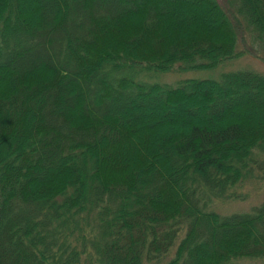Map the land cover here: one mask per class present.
I'll use <instances>...</instances> for the list:
<instances>
[{
    "label": "trees",
    "instance_id": "trees-1",
    "mask_svg": "<svg viewBox=\"0 0 264 264\" xmlns=\"http://www.w3.org/2000/svg\"><path fill=\"white\" fill-rule=\"evenodd\" d=\"M237 1L264 41V0ZM232 24L219 0H0V264L264 260V201L207 210L264 174V118L230 113L264 114V76L136 80L238 57Z\"/></svg>",
    "mask_w": 264,
    "mask_h": 264
},
{
    "label": "rangeland",
    "instance_id": "rangeland-1",
    "mask_svg": "<svg viewBox=\"0 0 264 264\" xmlns=\"http://www.w3.org/2000/svg\"><path fill=\"white\" fill-rule=\"evenodd\" d=\"M222 8L227 12L228 17L233 21L231 28L235 31L238 37V51L240 54L238 57L226 61L215 68L211 69H191L181 71L175 68L173 71L163 72V73H151L141 71L140 75L136 77L137 81H143L150 84L167 85L170 87H177L179 82L195 79V80H218L221 74L229 72L238 71H251L264 76V41L258 39L259 34L253 29V27L246 23V21L238 16L236 13L237 0H219ZM237 3V4H236ZM193 4V3H192ZM188 11H195L198 13L195 21L198 24L205 22L211 17H215L216 13L213 9L205 7V4L201 1L194 2V5H190ZM205 7L201 12L197 11L198 7ZM232 9L235 12L234 17L232 14L228 13ZM191 14V13H186ZM191 16V15H190ZM200 62L198 61L197 64ZM136 75V74H135ZM261 99L254 98L246 103L234 105L231 108L232 114L240 112H248L253 118H255L256 123H260L264 118L263 105L260 104ZM243 112V113H244ZM166 116H169L167 113ZM152 118L149 115L147 118V124ZM167 119V117H164ZM149 120V121H148ZM156 129L160 130L162 133V121H156ZM164 133V130H163ZM262 154V153H261ZM258 162L264 161V154L256 155ZM264 201V174L263 171H258L253 168L252 175L246 180H242L235 186L228 190V194L224 197L215 199L208 207V211H214L220 215H231L235 213H250L258 207ZM172 255V253H171ZM172 258L167 256L164 260L160 262H151V264H165ZM235 264H264V260H252V259H242L236 261Z\"/></svg>",
    "mask_w": 264,
    "mask_h": 264
}]
</instances>
